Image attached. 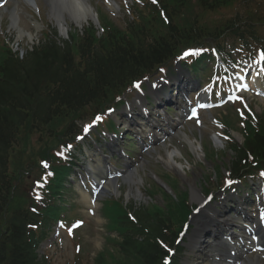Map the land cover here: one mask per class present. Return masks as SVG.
Wrapping results in <instances>:
<instances>
[{
  "label": "trees",
  "instance_id": "obj_1",
  "mask_svg": "<svg viewBox=\"0 0 264 264\" xmlns=\"http://www.w3.org/2000/svg\"><path fill=\"white\" fill-rule=\"evenodd\" d=\"M219 1L222 0L217 4ZM255 19V15L248 17L247 31L239 19L210 27L191 15L182 21L173 19L165 26L158 11L148 10L142 22L128 31L107 29L104 37L97 38L92 28L75 47L66 45L62 49L46 44L24 61L5 60L0 65V264H45L34 250L36 242L30 239L35 233L27 227L29 223L37 224L38 219L23 208L25 199L16 194L15 178L8 172L7 152L20 127L28 123L35 125L58 110L70 118L72 113L86 107L94 111L103 109L133 79L155 69L187 46L197 45L206 38L218 43L224 32L245 41L248 30L254 34L255 26L262 25ZM251 127L247 122V128ZM261 132L251 130L244 146L234 147L231 163L235 174L247 166L250 154L264 156ZM55 171V183L60 188L64 170ZM166 198V209L153 205L140 211L139 225L128 219L125 210L110 209L113 222L121 231V240H115L118 255L110 254L111 260L103 258L98 264H164L167 252L163 242L173 245L190 213L186 193L176 199ZM28 232L33 236L28 237ZM172 264L177 262L174 260Z\"/></svg>",
  "mask_w": 264,
  "mask_h": 264
},
{
  "label": "rangeland",
  "instance_id": "obj_2",
  "mask_svg": "<svg viewBox=\"0 0 264 264\" xmlns=\"http://www.w3.org/2000/svg\"><path fill=\"white\" fill-rule=\"evenodd\" d=\"M93 4L97 6L99 4L100 9L102 8L103 11L107 10L105 7V4L102 3L101 0H95L93 1ZM20 4L10 6L9 11H3L0 10V17L3 15L4 21L7 18V15L5 13H10L11 9H13L15 6H18L19 8ZM12 6V7H11ZM23 11H20L21 14V25L24 27L25 30L32 32L33 35L36 37L37 31L34 29L33 25L29 22V16L26 14L27 9L22 8ZM105 12V11H104ZM110 16L120 23L119 21H123V13H112ZM1 19V18H0ZM10 27V26H9ZM12 27V25H11ZM15 30L18 32L16 33ZM24 30V31H25ZM40 32V30H38ZM4 34L9 39H15V43L20 44V48H23L22 45H28V37H23L22 39H19V31L18 29L10 30L9 28L4 31ZM38 37H40V34L38 33ZM16 49V48H15ZM195 79V78H193ZM195 81H197L195 79ZM175 94V93H174ZM173 98H175V95H173ZM255 109L258 111H264V100L255 99L254 101ZM135 108V107H134ZM226 109H221L218 111L213 112L217 116L220 117L221 112H225ZM140 112L139 108H135L134 110H131V113L133 115V118L130 119L128 115L125 113V111H120L118 113V120L120 122V129L123 130V134L118 137V139L115 140V142H102V144L105 146V149L110 152L108 155L103 153V156L105 158L106 164H110V158L112 159V162L118 165L117 167L121 170H125V162L127 163L129 161V158H121L119 156L122 143L127 135V133L134 134L135 137L137 135H140L143 137V139L146 137V134H140L141 130L145 128L143 120L141 118L136 117V114ZM165 106L161 108H155L153 107L150 110V115H148V120L152 121L153 123H160L163 128L167 129L168 126L164 122L163 115L165 114ZM158 114H161L162 117H160ZM167 114V113H166ZM179 110H174L173 112L168 113L165 115V119H167L170 124L174 123L177 119H179ZM204 121L205 124L202 127H197L194 122H185L182 118H180V121H182L181 126H184L181 131H185L189 138L193 140L199 149L198 154L194 153L191 154L189 149V145L184 141L183 134L175 133L168 137L166 142H160L156 143L151 147L149 151L146 152H134L135 154V166L138 170V180L141 179L142 181H139L138 184L130 185L128 181H125L123 178L119 179V182L121 183L120 192L116 191V189L113 187L109 188L106 192H104L101 197L99 198V201L97 203V208H94L95 215L93 217L89 216L88 214H91L89 210L88 203L84 200V197H82L83 193L81 192V195H76L75 193L73 196H67V203H70V198L72 197L74 201H77V204L80 205V208L78 209L77 213L80 214L85 220L86 224L85 226L79 230V235L82 238L81 243V256H78L77 254V248L75 247V244L64 235L60 240H57L51 236L49 240L47 241V246H45L44 250L46 251L48 258L51 260L52 264H93V258L96 256V254L101 251L104 246L106 245L104 241V235L106 234L105 224L106 220L102 217L101 213V203L100 201L103 200L106 197H117V198H124L125 201L128 203H134L135 205L139 207L142 204H148L151 200V198L157 202L158 204H164V201L167 202V198L161 194L160 192L154 193V197L149 196L147 189L154 191V184L156 183V179L158 182L162 183V180L159 178V175H163L164 177L165 173H172V176L176 179L175 181L166 179L170 183V188L168 187V191L175 196L176 194L180 195L182 192H189L190 195V203L197 205L199 201L193 197V191L198 192L200 191L202 187L205 185V181L208 180V178L215 173V165L220 164L221 166H225L229 163V160L231 158V154L227 152L226 150V141L224 140H216L215 141V128L211 126V117L209 113L204 114ZM166 121V122H168ZM127 122V123H125ZM132 122V123H130ZM123 123V124H122ZM128 128V130H127ZM177 128V127H176ZM180 128V127H179ZM127 130V131H126ZM177 132H180L177 130ZM139 133V134H138ZM233 137L236 141H241V135L237 132L232 133ZM133 135V136H134ZM137 144V142L135 141ZM175 149L180 150V153L176 154L177 159V166L179 170H173L169 169L164 164V159L167 157L168 152H173ZM97 149L95 147L89 148L88 154L90 153H96ZM214 150V153L217 155L216 157L208 156V160L206 161L205 154L208 152H211ZM102 154V152H101ZM100 154V155H101ZM113 156V157H112ZM160 156L164 157V159L160 158ZM89 162L91 164H95V162L92 160L91 157H88L87 160H84V167H89ZM105 164V165H106ZM115 166V165H114ZM224 168V167H223ZM81 182H77L75 184L76 189H79ZM159 184V183H156ZM173 187V188H171ZM197 187L198 190L195 188ZM82 189L85 190L84 185L82 186ZM116 192H119L120 195H118ZM116 195H115V194ZM222 193V192H221ZM216 194L219 198V201L217 204L213 203L214 206H211L210 204L207 205L200 214L195 215L192 219V225L191 229L188 232V240L186 241V246H188L191 242V240H209L211 239L209 235L201 236V234L197 235L196 237H193L194 230L198 228V226L195 225L194 221L196 217H199L200 219L203 218V215L207 213V211H210L212 209H216L219 212V215L232 220V222L237 225V227L232 226L230 229V232H235L240 234L239 227L240 221H235V212L233 211L234 208H236L237 198H229L224 199L221 197L222 194ZM245 196V194H244ZM243 197V194H242ZM231 199H233L231 201ZM242 203L246 201L241 198ZM250 212L251 209L249 208ZM76 213V214H77ZM252 214L254 212H251ZM218 217V215H217ZM257 217V216H256ZM219 218V217H218ZM194 223V224H193ZM219 226H222L219 224ZM212 227V222H209V228ZM215 228V225L213 226ZM115 234V233H114ZM242 239L244 238V233L241 235ZM193 237V238H192ZM237 242H239L238 239H236ZM205 249L201 248L200 252L197 253V249H195L196 252H192V250L189 251L187 249L185 252H187V255H184L182 257V262L185 264H206L207 263V252H209V248L203 246ZM47 249V250H46ZM199 250V249H198ZM261 258H259V257ZM246 258H259L260 263L264 264V253L263 254H257L255 252H249L245 255ZM212 261V260H210ZM209 262V261H208Z\"/></svg>",
  "mask_w": 264,
  "mask_h": 264
},
{
  "label": "bare ground",
  "instance_id": "obj_3",
  "mask_svg": "<svg viewBox=\"0 0 264 264\" xmlns=\"http://www.w3.org/2000/svg\"><path fill=\"white\" fill-rule=\"evenodd\" d=\"M61 1V0H59ZM81 0H64L63 2L61 3H58L59 6H58V9L57 10H54L53 12V16L54 18L56 19V22L57 24L62 27L63 25V22L65 21V13L67 12L69 14V16L72 18V20L78 25V26H82L83 23L85 22L84 20H86L87 18V15L83 14L81 12L82 10V2H80ZM67 4H70L69 6ZM89 13V11H88ZM90 15H88L89 17ZM15 23H16V16L13 17V26H15ZM20 33V36H22L24 33L22 31H19ZM190 145L192 146L193 150L195 152H198L197 148L195 147V145L191 142ZM96 156V165H93L92 168L94 170L97 171V177H98V180H101V176L104 175L106 172V174L108 176H110L108 174V171L103 169L102 167V163L104 162V160L98 156V154L95 155ZM164 164H166V166L168 168H171L173 170H179L178 166L176 165L177 164V160H176V156L174 153H168L167 157L164 159ZM124 178L126 180H129L130 182H132L133 184L137 183L138 180H137V170H130V171H127L124 175ZM109 181V180H108ZM106 182L105 184V187H109V186H112L113 185V181L110 180L109 182ZM193 197L196 198L198 201H199V198L201 197L199 192H196V191H193ZM212 218V216L209 218L208 216V220L210 221V219ZM206 218H203L201 220L198 221V227H199V230H198V233H201L204 231V224H205V220ZM241 219V218H239ZM211 222H214V217L213 219L211 220ZM229 222L227 220L224 221V227L225 229H223L224 231H228L226 230L227 227L229 226ZM226 232L223 233V235L225 236ZM223 235H222V238H223ZM216 241V240H214ZM257 241H259V238H257ZM210 243V242H209ZM210 245H213V244H210ZM213 248H215V246H213ZM211 256H215V255H211ZM237 258H233L231 257L230 259H236L237 261H241L242 264H259L258 261H256L255 259L253 260H241L242 259V256H236ZM207 264H211V263H207Z\"/></svg>",
  "mask_w": 264,
  "mask_h": 264
},
{
  "label": "snow or ice",
  "instance_id": "obj_4",
  "mask_svg": "<svg viewBox=\"0 0 264 264\" xmlns=\"http://www.w3.org/2000/svg\"><path fill=\"white\" fill-rule=\"evenodd\" d=\"M153 2L155 3V0H153ZM262 55H264V54H262ZM137 87H138V85H137ZM98 119H99V118H98ZM89 127H90V126H89ZM87 130H88V128L86 127V128H85V131H87ZM78 139H80V138L78 137ZM261 175L264 176V173H261Z\"/></svg>",
  "mask_w": 264,
  "mask_h": 264
}]
</instances>
